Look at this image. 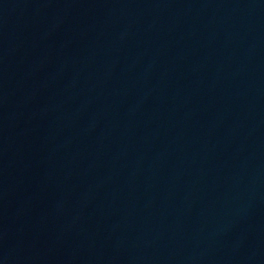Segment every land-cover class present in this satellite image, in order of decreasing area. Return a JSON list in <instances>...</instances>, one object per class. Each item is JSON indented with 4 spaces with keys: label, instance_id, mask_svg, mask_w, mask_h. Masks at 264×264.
<instances>
[{
    "label": "water",
    "instance_id": "95a60500",
    "mask_svg": "<svg viewBox=\"0 0 264 264\" xmlns=\"http://www.w3.org/2000/svg\"><path fill=\"white\" fill-rule=\"evenodd\" d=\"M11 264H264V0H76Z\"/></svg>",
    "mask_w": 264,
    "mask_h": 264
}]
</instances>
